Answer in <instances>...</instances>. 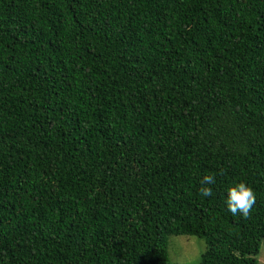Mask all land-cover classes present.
Listing matches in <instances>:
<instances>
[{
    "label": "trees",
    "instance_id": "1",
    "mask_svg": "<svg viewBox=\"0 0 264 264\" xmlns=\"http://www.w3.org/2000/svg\"><path fill=\"white\" fill-rule=\"evenodd\" d=\"M173 234L259 264L264 0H0V264H182Z\"/></svg>",
    "mask_w": 264,
    "mask_h": 264
},
{
    "label": "rangeland",
    "instance_id": "2",
    "mask_svg": "<svg viewBox=\"0 0 264 264\" xmlns=\"http://www.w3.org/2000/svg\"><path fill=\"white\" fill-rule=\"evenodd\" d=\"M169 256L174 262L199 264L201 255L207 248L205 238L195 235H170ZM259 264H264V241L258 255Z\"/></svg>",
    "mask_w": 264,
    "mask_h": 264
},
{
    "label": "clouds",
    "instance_id": "3",
    "mask_svg": "<svg viewBox=\"0 0 264 264\" xmlns=\"http://www.w3.org/2000/svg\"><path fill=\"white\" fill-rule=\"evenodd\" d=\"M215 183L214 175H205L202 181V187L200 193L203 197H209L213 193V189L207 185ZM256 196L252 188L246 185L244 182L235 183L227 188L225 204L227 210L233 215L240 213L247 216L255 203Z\"/></svg>",
    "mask_w": 264,
    "mask_h": 264
}]
</instances>
